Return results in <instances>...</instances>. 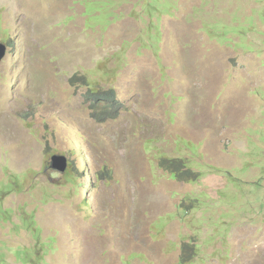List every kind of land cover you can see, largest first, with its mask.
Here are the masks:
<instances>
[{
    "label": "rangeland",
    "instance_id": "1",
    "mask_svg": "<svg viewBox=\"0 0 264 264\" xmlns=\"http://www.w3.org/2000/svg\"><path fill=\"white\" fill-rule=\"evenodd\" d=\"M0 43V264H264V0H0Z\"/></svg>",
    "mask_w": 264,
    "mask_h": 264
},
{
    "label": "trees",
    "instance_id": "2",
    "mask_svg": "<svg viewBox=\"0 0 264 264\" xmlns=\"http://www.w3.org/2000/svg\"><path fill=\"white\" fill-rule=\"evenodd\" d=\"M83 84L89 86L88 93L86 95L87 101L90 103V109L93 111V114L96 118H99V105L106 104L108 107L104 112L117 110L121 106L120 102L117 99L116 91L112 90L105 92L100 89L99 85L94 82V79H90L87 76L81 79ZM74 165V164H73ZM160 167L171 177L178 181L188 182V183H199L203 178V173H196L195 170L188 167L187 162L183 159H168L165 158L161 161ZM212 171H217L219 173H224V171L211 168ZM28 177L26 176L23 181L22 178L19 180V183L27 182Z\"/></svg>",
    "mask_w": 264,
    "mask_h": 264
},
{
    "label": "water",
    "instance_id": "3",
    "mask_svg": "<svg viewBox=\"0 0 264 264\" xmlns=\"http://www.w3.org/2000/svg\"><path fill=\"white\" fill-rule=\"evenodd\" d=\"M7 46L5 44L0 43V63L4 60L7 55ZM54 167L62 172H66L68 169V160L65 156H55L53 158Z\"/></svg>",
    "mask_w": 264,
    "mask_h": 264
},
{
    "label": "bare ground",
    "instance_id": "4",
    "mask_svg": "<svg viewBox=\"0 0 264 264\" xmlns=\"http://www.w3.org/2000/svg\"><path fill=\"white\" fill-rule=\"evenodd\" d=\"M11 131V130H10Z\"/></svg>",
    "mask_w": 264,
    "mask_h": 264
}]
</instances>
